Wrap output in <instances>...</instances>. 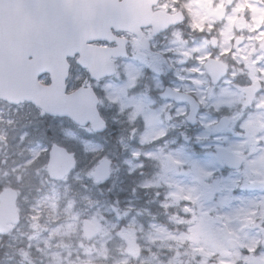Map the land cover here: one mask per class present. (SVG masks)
Segmentation results:
<instances>
[{
  "label": "rangeland",
  "instance_id": "1",
  "mask_svg": "<svg viewBox=\"0 0 264 264\" xmlns=\"http://www.w3.org/2000/svg\"><path fill=\"white\" fill-rule=\"evenodd\" d=\"M237 6L250 9L260 23L264 6L260 9L254 0H239ZM180 52L187 55V48L181 46ZM122 89L117 83L102 99L118 102L109 118L121 132L113 143L102 136L84 140L89 127H76L73 133L70 121L49 120L31 107L0 104V184L18 190L21 213L20 222L0 236V264H178L183 257L189 259L186 264H264L262 102L255 111L242 113L233 111L232 92L210 91L205 95L207 111L199 117L201 126L191 131L192 143L187 144L178 141V133L170 142L161 138L169 126H178L168 119L180 117V107L168 113L165 104L150 111L144 97L134 100L141 104L122 120L131 123L140 115L143 127L119 129V113L132 102L121 97ZM221 105L230 107L231 124L217 133L211 110ZM42 124L75 156L74 170L59 181L47 175L49 144L41 138ZM214 145L243 155L241 167L224 169ZM101 156L111 159L112 174L107 183L97 184L91 172ZM83 217L99 230L88 240L81 231ZM230 238L239 246L228 248ZM11 249L16 255H10Z\"/></svg>",
  "mask_w": 264,
  "mask_h": 264
},
{
  "label": "flooded vegetation",
  "instance_id": "2",
  "mask_svg": "<svg viewBox=\"0 0 264 264\" xmlns=\"http://www.w3.org/2000/svg\"><path fill=\"white\" fill-rule=\"evenodd\" d=\"M193 1L156 0L146 3V9L143 3H137L136 10H126L125 14H132L121 29L111 28L104 40L93 42L108 50L107 54L104 51L106 55L91 59L101 70L93 68L91 74L79 64V53L67 57L66 91L72 92L81 86L91 87L99 99L98 110L107 123L117 110L118 102L111 96L108 97L111 99L109 102H104L103 95L107 90L110 93L115 84H123L121 97L132 102L124 107V111L120 105L121 123L118 124L121 129L130 126L139 130L143 127L144 118L140 115L131 123L122 122L123 116L132 112L135 104H141V100L134 102L136 98L151 99L143 102L150 111L159 110L165 104L168 105V113L172 108L180 107L182 115L168 119L169 123L176 121L178 126L167 128L163 138L167 142L177 133L179 141L182 138L185 142L191 140L190 131L201 126L199 117L207 111L209 99L205 95L208 96L210 91L222 93L226 89L228 93L232 92L233 102L230 104L233 111H255L258 102H262L260 106L264 107V9L259 15L260 23L256 24L250 9L237 6L239 0H200V6L195 4L199 0ZM254 2L260 9L264 6V0ZM197 8H200L199 12ZM174 32L177 35H173ZM179 43L187 48V55L180 52L183 45ZM109 62L113 64L114 73L97 76L107 70ZM210 62L215 66L214 74H211ZM40 79L43 84H48L50 75L44 73ZM174 92H178L179 98L172 96ZM186 97L194 98L198 105L194 123L187 119L190 102ZM0 104L11 108L33 107L28 102L12 105L1 99ZM216 108L211 110L216 115L215 123L227 117L230 126V107L221 105ZM155 121L159 123V120ZM229 240L227 247L232 249L234 247L230 246ZM143 253L147 254V251ZM187 261L189 259L183 257L178 264H186ZM143 264L155 263L144 261Z\"/></svg>",
  "mask_w": 264,
  "mask_h": 264
},
{
  "label": "water",
  "instance_id": "3",
  "mask_svg": "<svg viewBox=\"0 0 264 264\" xmlns=\"http://www.w3.org/2000/svg\"><path fill=\"white\" fill-rule=\"evenodd\" d=\"M138 1L141 0H0V80L7 85L26 84V97L50 114L68 116L80 125L89 122L94 130H103L105 122L98 113L97 99L92 92L81 88L65 93L64 78L60 73L51 75L48 86L37 82L36 77L45 69L46 63L56 58L57 52L59 58L78 34L95 38L102 29L100 27H104L110 18L121 22V6ZM110 3L118 7L109 8ZM51 50L55 51V56H50ZM196 110L197 105L190 113L192 122ZM227 124V119L222 118L217 130ZM216 150L227 166L241 164L240 155L221 146ZM73 164V157L63 146L51 145L47 161L51 178H62ZM109 166L108 158H102L96 164L92 173L96 181L108 179ZM16 197L17 193L11 187L0 192V233L10 229L8 223L19 220ZM82 231L86 238H90L97 229L88 218H84ZM234 243L230 241V246Z\"/></svg>",
  "mask_w": 264,
  "mask_h": 264
},
{
  "label": "trees",
  "instance_id": "4",
  "mask_svg": "<svg viewBox=\"0 0 264 264\" xmlns=\"http://www.w3.org/2000/svg\"><path fill=\"white\" fill-rule=\"evenodd\" d=\"M47 134H48V136H50V135H49V132H48ZM113 134H114V133H113ZM85 138H86V137H84V139H85ZM110 142L113 143V136L110 138ZM11 251H13V250L11 249ZM13 253H14V251H13Z\"/></svg>",
  "mask_w": 264,
  "mask_h": 264
}]
</instances>
